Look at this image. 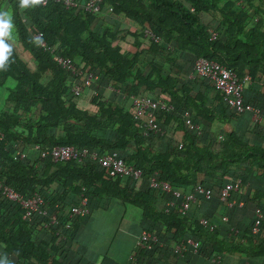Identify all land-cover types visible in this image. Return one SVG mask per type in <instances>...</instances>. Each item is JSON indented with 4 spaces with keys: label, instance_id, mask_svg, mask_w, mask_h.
I'll return each mask as SVG.
<instances>
[{
    "label": "trees",
    "instance_id": "trees-1",
    "mask_svg": "<svg viewBox=\"0 0 264 264\" xmlns=\"http://www.w3.org/2000/svg\"><path fill=\"white\" fill-rule=\"evenodd\" d=\"M0 10H11L15 40L30 54L9 41L12 53L0 70V185L27 198L40 194L47 210L24 218L0 187V264H93L75 239L84 214L71 216L83 196L90 211L117 201L141 209L142 228L157 241L136 248L130 264H215L228 255L264 264V220L253 232L256 209L264 212V124L230 109L209 79L188 77L199 57L249 75L245 100L264 112V0H102L96 12L0 0ZM42 41L76 63L80 82L92 73L98 79L73 94L77 79ZM135 96L175 106L158 114L160 131L144 134ZM185 113L200 133L186 125ZM59 145L116 152L143 177L114 175L89 160L42 158V149ZM155 174L184 195L201 184L213 196L199 197L186 213L168 208L173 196L149 185ZM230 182L239 187L222 201ZM203 200L218 207L205 211ZM241 202L244 213L235 217Z\"/></svg>",
    "mask_w": 264,
    "mask_h": 264
},
{
    "label": "built area",
    "instance_id": "built-area-1",
    "mask_svg": "<svg viewBox=\"0 0 264 264\" xmlns=\"http://www.w3.org/2000/svg\"><path fill=\"white\" fill-rule=\"evenodd\" d=\"M57 2L63 4L66 8H74L81 6L86 11L96 12L100 9L102 0H42L41 5L45 6L49 2ZM149 33V31H147ZM39 37L40 34H34ZM155 41H159L160 37L153 35ZM46 50L51 51L53 59L64 69L69 71L77 80L72 85L71 91L73 94H79L83 88V85L91 86L94 84L97 75L90 74L84 80L80 82L78 77L81 76L82 72L79 70L75 62L70 58L57 52L56 49L51 48L45 41L40 43ZM202 76L214 84V86L223 92L225 100L230 109L238 114L249 112L253 115V119L256 122L262 123L264 121V112L261 107L256 106L252 103L246 102L245 100V89L247 84L251 82V76L247 75L241 78L235 71L229 69L227 66L221 64L218 61L210 60L205 57H199L195 60L193 65L192 76ZM134 107L137 109L138 114L145 115L146 119L142 122V129L145 135L155 133L161 130L160 123L158 121V114L160 112H172L175 110L173 104H167L161 99H155L152 97L135 96L132 99ZM186 125L193 131L200 133V126L194 122L190 117L189 113L184 114ZM3 134L0 137L3 138ZM42 158H50L55 162H67L71 160L83 161L89 160L97 163L103 168L111 170L112 174L119 175L121 177L130 178L135 181L140 180L143 177V171L136 168L133 164H128L118 153H100L98 150L90 149L88 147H78L75 145H59L54 147H47L41 151ZM17 158L23 159L25 155L23 153H17ZM151 188L160 189L164 192L170 193L173 199L168 203V208H178L182 213H186L191 205L198 201L199 197L204 196L206 199H210L213 196L211 188L205 187L204 185H197L193 191L188 194H182L179 190L174 189L170 182L161 180L157 174L152 176L149 180ZM3 188V193L13 202L20 204L24 210L23 217L30 218L33 214L38 213L41 215L47 214V210L44 208V198L36 193L31 197H24L18 191L8 185H0ZM239 187L238 182L228 183L220 191V199L227 201L233 190H237ZM88 202V198L83 196L82 203L79 206H75L72 209V217L79 215L80 213H88V209L85 205ZM264 220V212L258 208L256 209V220L253 225V232L258 233L260 225ZM51 223H57V217L51 218ZM202 223L205 226H210L207 218L202 219ZM70 224L67 225L69 227ZM213 229V226H210ZM150 241H157V237L150 232L144 231L136 242V248H145L150 245ZM188 243L192 245L197 251V243L194 239H189ZM215 264H225L222 258L215 259ZM100 264V263H93Z\"/></svg>",
    "mask_w": 264,
    "mask_h": 264
},
{
    "label": "crops",
    "instance_id": "crops-1",
    "mask_svg": "<svg viewBox=\"0 0 264 264\" xmlns=\"http://www.w3.org/2000/svg\"><path fill=\"white\" fill-rule=\"evenodd\" d=\"M14 32V29H13ZM193 71V65L191 64L188 71V77L189 79L195 78V76H192ZM249 84H247L246 88ZM201 88V87H200ZM116 95H119V91L116 89L110 88ZM202 89H200L201 91ZM251 93H249L250 95ZM259 100L261 104L264 105V95H259ZM253 117V115H252ZM264 124V121L262 122ZM167 144L168 142L165 141ZM165 145V144H164ZM82 203V201H81ZM80 203V205H81ZM87 204L85 207L88 209V213H83V218L80 219L77 223L78 226L76 228L75 232V239L79 243L78 251L87 259H89L92 263H100V264H130L131 262L136 261V257L134 256L135 250H136V242L138 238L141 236V234L144 232L142 228V224L140 223L142 213L141 209L138 207H125L121 202L117 201L114 203H111L109 208H103L99 206H95L92 211L87 207ZM98 205V204H97ZM202 208L205 209V211L212 212L214 209L218 207L217 203L214 201L208 202L207 200H203ZM244 204L242 202L238 205L237 210L235 211V217L238 215H242L244 213V210L242 209ZM238 211V212H237ZM112 213L115 215L116 222L115 224L110 223V219H107L103 221L102 219H95L98 214H109ZM78 215L75 217H72L77 219ZM104 217V216H103ZM102 218V217H101ZM110 223L111 231H110V237L111 235L113 237L112 240L106 239L102 241V243L99 242L97 233L101 231V229L104 228V226ZM94 225L95 227H92ZM95 232V238L91 237V233ZM126 236L130 237V244H127L125 246H122V239ZM115 243L118 244L119 247L117 249H121L122 247L125 249L124 257H119L118 254H113V247H115ZM192 248H194L192 245H190ZM226 261L225 264H238L239 261H237L238 258L235 256L229 255L225 257ZM233 262V263H232Z\"/></svg>",
    "mask_w": 264,
    "mask_h": 264
},
{
    "label": "clouds",
    "instance_id": "clouds-1",
    "mask_svg": "<svg viewBox=\"0 0 264 264\" xmlns=\"http://www.w3.org/2000/svg\"><path fill=\"white\" fill-rule=\"evenodd\" d=\"M42 0H19L21 9L40 4ZM13 15L11 10H0V70H6L7 62L12 53Z\"/></svg>",
    "mask_w": 264,
    "mask_h": 264
},
{
    "label": "rangeland",
    "instance_id": "rangeland-1",
    "mask_svg": "<svg viewBox=\"0 0 264 264\" xmlns=\"http://www.w3.org/2000/svg\"><path fill=\"white\" fill-rule=\"evenodd\" d=\"M13 37H14V35H13ZM13 40L15 41V44L17 45V48H18V47L20 48L19 50H20V53L22 54V56H24L25 58L29 59L30 54H29V53H26V52H24V51L22 50L20 44H18V42L15 40V37H14ZM28 55H29V56H28ZM103 216H104V217H103ZM101 217H102V218H101ZM95 219H96V220H97V219H102L103 221H105V220H107V219H110V223H111L112 225L115 224V222H116L115 215L112 214V213H109V214H98V216H96ZM110 223H107V224L104 226V228L101 229V231L97 233V237H98V240H99L100 243H102V241H104V240H106V239L112 240L111 237H113V236L111 235V237H110V231H111V227H112V226L110 225ZM92 227H95V226L92 225ZM91 237H92V238H95V232H94V231L91 233ZM122 240H123V241H122V243H123L122 246H125V245H127V244H130V243H129V242H130V237H129V236L124 237ZM102 244H103V243H102ZM117 247H119V246H118V244L115 243V247H113V254H114V255H115V254H118V256L121 257V258L124 257V254H126V253H125V249H124L123 247H122L121 249H117Z\"/></svg>",
    "mask_w": 264,
    "mask_h": 264
}]
</instances>
